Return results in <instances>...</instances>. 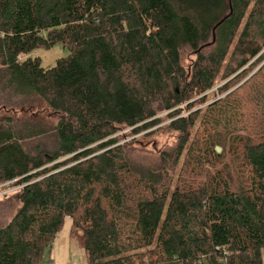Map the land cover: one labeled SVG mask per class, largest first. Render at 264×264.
Returning a JSON list of instances; mask_svg holds the SVG:
<instances>
[{
	"label": "trees",
	"instance_id": "1",
	"mask_svg": "<svg viewBox=\"0 0 264 264\" xmlns=\"http://www.w3.org/2000/svg\"><path fill=\"white\" fill-rule=\"evenodd\" d=\"M262 63L264 0H0V187L21 188L0 264H45L67 220L86 264H264V134L236 92L209 100ZM164 118L177 144L143 152Z\"/></svg>",
	"mask_w": 264,
	"mask_h": 264
},
{
	"label": "rangeland",
	"instance_id": "2",
	"mask_svg": "<svg viewBox=\"0 0 264 264\" xmlns=\"http://www.w3.org/2000/svg\"><path fill=\"white\" fill-rule=\"evenodd\" d=\"M70 55L68 48H65L62 45H55L50 49H38L32 54L33 57L40 58L42 67L45 69H54L57 66V61L63 58H67ZM24 57L22 56L21 59ZM262 63L260 66L250 68L249 71L243 73L239 79L234 80L224 87V92L214 93L209 96V100H219L222 99L225 104H233L234 98L228 96L232 92H236L237 95H240V103L245 105V110L243 112V118L248 120V125H251L252 130L248 131L249 136L262 137L264 134L263 126L260 124L261 116L260 110L264 109V95L261 91V87L264 86V75L258 76L259 69L263 66ZM188 65V63L186 64ZM234 77L230 78L228 81H220L217 85L218 88L224 86L227 82L232 80ZM239 91H242L239 93ZM217 94V95H216ZM214 95H216L214 97ZM236 97V96H235ZM237 101V100H236ZM204 109H207V106H204ZM26 112H30L29 115H35L36 120L34 123H38V120L43 123H49V120H46L47 113L45 112V105L42 102H37L33 109L26 107ZM169 124L166 119H163V122L160 124L161 129L159 132H156L151 137H140L141 141L140 149L143 152L156 155L165 149L175 147L178 141V134L169 129L166 130V126ZM253 131V132H252ZM126 133V132H125ZM42 137L32 139L24 143V148L27 151L35 153L37 147L45 148L48 150H53L57 144L55 134L50 133L48 135H41ZM234 152L233 147L227 149H222L219 154H222L225 157L227 166H235V159H231L232 153ZM11 193L10 197H0V228L6 224L15 214L16 210L20 206L19 202V188L12 186L9 188ZM61 235H68V227L65 226L64 230L61 232ZM62 236V238H63ZM61 238V239H62ZM68 239L67 248L65 247L64 253L58 251V246H54L46 252L45 264H48L49 254H52V259L55 261V264H69L71 262H76L78 264H86V256L84 251L79 247V244L73 242L71 239ZM56 243V241H55ZM54 243V244H55ZM52 246V247H53ZM65 255V258H64ZM53 261L50 263L52 264Z\"/></svg>",
	"mask_w": 264,
	"mask_h": 264
},
{
	"label": "crops",
	"instance_id": "3",
	"mask_svg": "<svg viewBox=\"0 0 264 264\" xmlns=\"http://www.w3.org/2000/svg\"><path fill=\"white\" fill-rule=\"evenodd\" d=\"M71 225H72V222H71V220H67V222H66V227H68V235H61L60 237H59V235L61 234H59L58 235V237H57V239H56V243L55 244H53L54 246H58V251H62L63 253H64V249H65V247L67 246V244H68V237H69V239H70V232H71ZM65 228V227H64ZM64 230V229H63ZM62 236H63V238H62ZM62 238V239H61ZM54 246L52 247V248H54ZM67 248V247H66ZM64 258H65V255H64ZM53 261V263L52 264H55V261L52 259V254L50 253L49 254V260L47 261V263L48 264H50L51 262Z\"/></svg>",
	"mask_w": 264,
	"mask_h": 264
},
{
	"label": "built area",
	"instance_id": "4",
	"mask_svg": "<svg viewBox=\"0 0 264 264\" xmlns=\"http://www.w3.org/2000/svg\"><path fill=\"white\" fill-rule=\"evenodd\" d=\"M10 187H5V186H2V187H0V197H10V193H11V191H10V189H9ZM19 188V192H20V187H18ZM69 264H78V263H76V262H71V263H69Z\"/></svg>",
	"mask_w": 264,
	"mask_h": 264
},
{
	"label": "water",
	"instance_id": "5",
	"mask_svg": "<svg viewBox=\"0 0 264 264\" xmlns=\"http://www.w3.org/2000/svg\"><path fill=\"white\" fill-rule=\"evenodd\" d=\"M216 151H217L218 153H220V152H221V148H216Z\"/></svg>",
	"mask_w": 264,
	"mask_h": 264
}]
</instances>
